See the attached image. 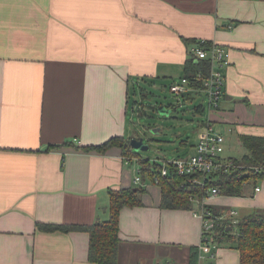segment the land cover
I'll return each mask as SVG.
<instances>
[{
    "label": "crops",
    "instance_id": "1",
    "mask_svg": "<svg viewBox=\"0 0 264 264\" xmlns=\"http://www.w3.org/2000/svg\"><path fill=\"white\" fill-rule=\"evenodd\" d=\"M183 38L229 51L220 105L199 130L209 118L236 142L264 136V0H0V264H94L87 232L36 223L107 220L108 190L137 185L136 158L79 147L135 137L128 115L143 105L131 91L183 77L195 45ZM142 184L143 205L120 212L117 264H188L200 220L160 208L159 186ZM255 186L208 204L264 209V178ZM202 255L197 264H239L228 241Z\"/></svg>",
    "mask_w": 264,
    "mask_h": 264
},
{
    "label": "trees",
    "instance_id": "2",
    "mask_svg": "<svg viewBox=\"0 0 264 264\" xmlns=\"http://www.w3.org/2000/svg\"><path fill=\"white\" fill-rule=\"evenodd\" d=\"M183 41L187 44L194 43V47L200 46L205 49H210L214 45L210 41H199L197 39L183 38ZM190 56V59L185 63V72L182 78L188 79V85L192 92H200L199 88L202 83L197 78L199 74L204 78L208 76L210 62L208 59L196 60L192 53ZM225 66L221 68V72ZM151 82L149 81L148 84ZM143 96L145 95L143 94ZM131 138L114 136L102 144L79 148L87 152L104 153L109 148L117 146L122 150L125 157L136 158L140 167L142 183L147 181L156 183L155 178L158 179L156 185L160 188V208L162 209L191 210L197 206L192 198L200 199L206 195L207 190L211 187H215L219 194L223 196H242L245 194V184L250 183L254 187L258 181L264 178V136L238 135L237 143L243 151L238 156L228 157L234 167L225 174H214L213 177H210L212 180H207V183L204 182L203 186L192 183L189 176L176 174L170 167L167 175L161 176V163L150 162L149 159L141 158L137 152L132 150L129 144ZM255 169H258V171H255ZM142 183L108 190L109 218L107 220H97L90 225L37 222V229L44 232H87L89 235L88 261L94 264H117L118 249L121 242L119 237L120 212L124 208L143 205L142 195L145 188ZM207 207L217 215L229 210L219 209L213 205H207ZM230 227L233 228L234 226L231 225L229 218H225L218 223L215 230L216 243L220 244L223 241H228L234 244L239 252V264H264V209H254L239 218L236 225V229L240 232L238 236L233 233V229L229 230ZM197 261L198 246H191L189 248L188 264H197Z\"/></svg>",
    "mask_w": 264,
    "mask_h": 264
},
{
    "label": "built area",
    "instance_id": "3",
    "mask_svg": "<svg viewBox=\"0 0 264 264\" xmlns=\"http://www.w3.org/2000/svg\"><path fill=\"white\" fill-rule=\"evenodd\" d=\"M191 53L196 60L208 59L210 62L208 76L204 78L199 74L197 78L200 79L202 83L199 89L205 95V111L206 115H209L211 112L218 109L223 97L225 79L221 72V68L228 64L229 53L223 47L216 45L211 46L210 49L195 46L192 48ZM169 90L177 97H182L181 95L185 91H192L188 85V79L186 78H182L177 82H172ZM201 125L192 154L160 162L162 165L161 176L167 175L170 167L176 174L189 176L192 183L203 186L204 182L207 183V180H212L210 177H213L214 174H225L234 167L231 160L228 159L229 156L224 155L226 140L223 132L218 130L209 118L203 119ZM124 159L126 162L131 160L130 157H124ZM255 171H258V169H255ZM157 181L158 179L155 178L156 183ZM133 182L135 184L142 183L140 167L136 171V176ZM259 190L260 188L258 186L254 187L255 192H258ZM218 195H220L218 190L215 187H211L207 190L206 195L200 199L192 198L197 205V208L191 209L192 213L201 222V239L198 245V260L203 258L202 249L204 247H211L213 250L217 247L215 230L218 223L223 219H230L231 225L234 226L233 228H230L233 229L235 235L238 236L240 233L236 229L239 219L236 218L238 213L235 209L232 208L217 215L207 207V205H209L208 201ZM209 258L211 260L215 259V254L210 253ZM210 264L213 263L211 262Z\"/></svg>",
    "mask_w": 264,
    "mask_h": 264
},
{
    "label": "rangeland",
    "instance_id": "4",
    "mask_svg": "<svg viewBox=\"0 0 264 264\" xmlns=\"http://www.w3.org/2000/svg\"><path fill=\"white\" fill-rule=\"evenodd\" d=\"M174 78L176 82L180 81L181 73L175 75ZM169 81L162 78L153 80L143 89L145 96H141L140 92L134 94L131 91L130 104L139 101V104L142 103L143 109L136 114L129 111L128 125L131 127V132H135V137L143 139L144 144L148 145L147 150L140 151L138 154L143 159H149L150 162L160 163L190 154L191 146L197 141L198 120L206 115V98L203 92L194 91L185 97H177L170 92L169 87L173 81L170 83ZM135 83L134 80L133 86ZM141 87L143 88V86ZM150 104L154 105L152 109ZM159 104H171V114L161 116L156 110ZM200 105L205 110L198 113L195 107ZM141 112L142 114H140ZM221 131L227 139L224 155L238 156L243 149L235 139H228L227 131ZM251 187L250 183L245 184V194L243 195L247 196ZM251 210L252 208H237L236 218H241L243 214ZM126 258L123 257V260Z\"/></svg>",
    "mask_w": 264,
    "mask_h": 264
},
{
    "label": "water",
    "instance_id": "5",
    "mask_svg": "<svg viewBox=\"0 0 264 264\" xmlns=\"http://www.w3.org/2000/svg\"><path fill=\"white\" fill-rule=\"evenodd\" d=\"M189 93H191V91H185L182 93V97L187 96ZM170 105L167 104H159L158 108L156 109L158 111V113L162 116H169L172 112V108H170ZM132 150L134 152L139 153L140 151H144L148 149V145L144 144L143 139L141 138H136V137H132L130 142H129ZM229 230H231V228H229Z\"/></svg>",
    "mask_w": 264,
    "mask_h": 264
}]
</instances>
